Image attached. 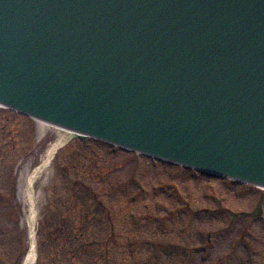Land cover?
<instances>
[{
	"label": "water",
	"instance_id": "95a60500",
	"mask_svg": "<svg viewBox=\"0 0 264 264\" xmlns=\"http://www.w3.org/2000/svg\"><path fill=\"white\" fill-rule=\"evenodd\" d=\"M0 103L264 184V0H0Z\"/></svg>",
	"mask_w": 264,
	"mask_h": 264
},
{
	"label": "rangeland",
	"instance_id": "374dc122",
	"mask_svg": "<svg viewBox=\"0 0 264 264\" xmlns=\"http://www.w3.org/2000/svg\"><path fill=\"white\" fill-rule=\"evenodd\" d=\"M54 139L53 130H41L34 120L0 108V264H20L28 249L30 230L21 186ZM107 147L72 139L51 161L36 205L37 264H183L187 250L197 264H244L248 246L256 263L264 264V199L261 217H234L258 209L260 189L140 155L111 154ZM135 180L144 186L141 193ZM133 191L138 194L136 202L130 200ZM88 194L99 199H84ZM83 210L91 214L82 215ZM95 210L108 220L93 219ZM133 212L141 218L137 226L130 217ZM163 215L159 228L155 217ZM68 226L71 232L84 231L80 243L95 237L101 248L89 258L76 253V260L58 263L64 254L80 248L75 242L70 250L74 235L61 253L62 239L56 235L66 234L65 241ZM201 241L212 249L205 262L197 253Z\"/></svg>",
	"mask_w": 264,
	"mask_h": 264
},
{
	"label": "bare ground",
	"instance_id": "6f19581e",
	"mask_svg": "<svg viewBox=\"0 0 264 264\" xmlns=\"http://www.w3.org/2000/svg\"><path fill=\"white\" fill-rule=\"evenodd\" d=\"M41 130L51 129L55 133V139L45 149L40 163L28 174L25 175L24 183L21 186V192L26 207V222L30 230V241L27 253L21 264H32L35 260L36 248L34 241V229L36 225V205L40 201L43 190V184L47 178L50 162L56 151L67 144L76 134L64 129L50 126L43 122H37Z\"/></svg>",
	"mask_w": 264,
	"mask_h": 264
}]
</instances>
